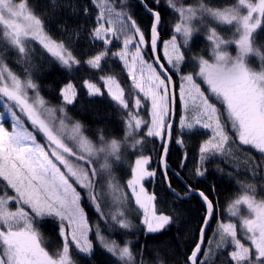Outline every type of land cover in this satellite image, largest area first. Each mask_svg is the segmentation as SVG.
Masks as SVG:
<instances>
[{"label":"snow or ice","instance_id":"1","mask_svg":"<svg viewBox=\"0 0 264 264\" xmlns=\"http://www.w3.org/2000/svg\"><path fill=\"white\" fill-rule=\"evenodd\" d=\"M138 2L150 17L147 31L127 11L126 0H120L118 6L112 0H93L99 11L95 14V23L88 35L90 42L100 41L104 47L85 60L77 58L69 47L71 36H78L79 32H65L67 39L58 41L49 34L44 19L35 13L27 0H0V36L9 48L25 58L30 55V42L35 41L46 55L50 54V58L69 70L82 64L102 70V61L109 55L118 58L127 68L132 85L138 90L133 102L136 111L130 108L124 88L113 76H100L99 80L103 81L108 96L128 110V135L144 128L146 136L141 135L145 139L158 137L161 141H171L175 130L178 133L175 142L182 144L180 136L183 130H193L197 126L211 130V136L199 148V159L193 170L197 177L206 174L207 169L202 162L224 153L225 145L230 140L222 122L225 115L239 145L249 146L264 155V71L252 70L247 62L250 55L259 56L253 41L264 19V0L255 3L253 0H238L237 5L230 7L212 6L204 3V0H199L195 6H185L180 0H166L167 6L179 20L174 26V34L167 41L160 39L163 24L160 0ZM241 9H246V12ZM80 11L86 18L90 16L87 5ZM213 24L234 26L238 38L223 39L217 27L211 26ZM198 25L203 27L199 28ZM200 31L205 33L211 46L210 58L188 55L191 51L189 42ZM176 34L182 35V43L177 42ZM114 42L120 44L117 51L109 47L115 46ZM161 43L164 63L157 55ZM232 43L238 48L235 57L225 50ZM145 48L152 54L149 57L151 62L145 59ZM190 59L195 64V70L186 74L182 65ZM261 59L264 60V57ZM176 76L180 78L178 94L174 83ZM202 85L207 87L202 88ZM83 86L89 96L104 94L101 86L91 79L84 80ZM29 89L34 92L32 98L28 95ZM177 95L185 112H195L194 116H181L178 128L171 122V105L175 103ZM60 97L61 113L65 112L67 105L76 103L77 87L71 80L60 89ZM0 99L16 121L11 131L0 123V182L5 188L4 194L0 195V264H73L72 249L85 257L94 255V244L89 238L93 226L89 223L84 201L93 207L97 215L94 233L101 248L121 264H134L133 253L128 246L130 242L126 241L121 246L115 239H109L102 233L99 223L103 221L110 232L132 227L120 210L125 200L123 194L114 197L116 211L106 213L102 206L104 196L101 182L104 173H107L110 181L115 180L111 176L109 157L116 161L121 159L120 143L112 139L96 149L89 139L77 135L74 139L78 151H74L63 136L64 120L60 119L58 129L46 119L49 108L40 97L39 87L31 73L28 72L22 80L5 63L3 53H0ZM142 108L149 109L150 120L139 116ZM16 109L27 117L32 131L17 127L21 123V116ZM80 127L77 123L73 130L79 133ZM38 135L44 138L45 143L37 141ZM141 142L136 140L135 143ZM161 147L166 157L167 143H162ZM98 153L104 154L105 161L99 168L94 159ZM150 163V156L140 154L131 168V178L127 180L126 187L131 190L135 204L143 210L140 225L146 233H157L172 222V217L162 212L158 214L153 203L155 196L145 191L142 183L145 177L156 174L155 170H149ZM162 164L164 179L177 199L196 193L205 205L199 238L186 261L187 264H208V253L203 248L205 229L215 216L216 203L203 190L195 189L190 184H186L183 190L173 188L166 159L162 158ZM180 166H185L183 161ZM255 171L264 178V163L259 164ZM175 175L179 176V173ZM108 186L113 191L119 190V186L113 187L111 182ZM245 188L253 193L255 191L253 185H246ZM8 190L12 195L8 194ZM10 202H15V210L10 209ZM240 205L246 206L249 213L241 219L242 232L238 233L235 223L218 221L221 240L217 247L231 246L232 250L227 253L228 264H264V199L257 200L254 194L241 195L229 205L232 216L237 215ZM45 218L58 221L62 251L55 255L43 246L35 226Z\"/></svg>","mask_w":264,"mask_h":264},{"label":"trees","instance_id":"2","mask_svg":"<svg viewBox=\"0 0 264 264\" xmlns=\"http://www.w3.org/2000/svg\"><path fill=\"white\" fill-rule=\"evenodd\" d=\"M112 2L117 6L120 4V0H112ZM186 2L189 6H195L199 3V0H186ZM27 3L38 16L44 19L46 30L58 41L67 39L64 35L65 32L70 30L79 32L78 36H71V43L69 44L77 58L85 60L88 56L102 50V45L98 42H90L88 35L95 23V6L92 0H27ZM126 3L127 11L147 31L150 23L148 14L134 0H126ZM204 3L224 7L231 2L229 3V0H204ZM164 4L165 0H160V11L163 21L160 28L161 39L164 38V33L166 35L170 33V28L175 21L173 16L164 8ZM85 5L90 10V16L87 18L80 11ZM73 8H75V11H73ZM258 32L264 39V19H262V25ZM30 47V55L27 58L17 54L12 56L7 50H0V53H3L8 66L11 67L10 69L22 80L28 75V72L31 73L33 81L39 87L40 97L53 110L59 111V106L62 104L59 92L63 85L70 80L76 85L78 92L77 101L74 105L66 106L65 113L71 122L78 123L81 126L83 137L89 139L96 149L103 147L105 141L110 142L112 139L120 143L121 159L116 161L114 158L109 157V163L111 165V176L118 180L122 186L130 178L132 164L140 154L150 156L152 160L160 157L162 144L154 138H143L141 133H145L144 128L128 135L126 131L127 113L109 99L99 82L100 76L111 75L121 84L125 91L128 92L131 89L129 78L117 62L102 61V70H93L84 64L69 70L62 68L54 61V58H50V54L46 55L38 44L30 43ZM145 53L149 58L150 53L147 48H145ZM254 61L257 62L256 60ZM185 64L182 67H185ZM257 64L261 66V63L257 62ZM184 67L182 68L183 70L186 69ZM255 68H257L256 64ZM26 69L28 70L27 72ZM86 79H91L98 86H101L104 94L102 96L89 97L83 87V81ZM144 136L146 135L144 134ZM136 140H141L142 142L136 144ZM195 145L194 139V141L185 142L184 146L188 153L193 154L196 149ZM226 148L230 151L223 155L221 177L211 173H206L203 177H188L183 171L184 167L181 168L180 166L182 155L174 154L172 144L166 158L169 167V180L173 188L183 190L185 187L175 175L178 172L186 184L192 185L195 189L203 190L216 203L215 216L211 220L204 242V251H209L210 253L207 258H211V261H208L209 264H228L227 253L232 248L231 246L217 247L221 240L218 221H225L224 210L232 197L236 195L237 188L242 180L241 177L247 174L252 180L260 178V174L255 169L259 164L264 163V155L262 156L250 148L238 151L232 146H227ZM94 159L97 161V168L105 162L103 153H98ZM233 166L236 167L234 168ZM155 168V179L145 182L144 187L150 194L155 196L153 203L157 213L162 212L171 216L172 222L160 232L146 233L140 225L142 213L132 202L127 201L129 197L125 195L127 200L120 210L124 212V217L130 220L127 221L130 222L132 227L127 230L117 228L115 231L110 232L104 222L99 221L101 231L105 232L110 239H115L121 246L126 241L130 242L128 246L133 253L134 264H141V259L143 264H187L186 257L190 255L195 242L199 238V230L203 225L202 218L205 216V209L195 196L184 200L173 196L167 190L157 164ZM109 182H111L110 178L107 173H104L101 188ZM4 192V184L0 182V195H3ZM8 194L11 195L10 190H8ZM102 206L106 213L112 211V207L107 206L104 200ZM84 207L89 223L94 229L98 222L97 215L87 201H84ZM35 226L42 231L44 238H47L46 241H48L50 250L61 247L56 224L46 220ZM92 241L94 244V255L85 257L72 250L71 259L73 264H121L110 253L103 250L95 239Z\"/></svg>","mask_w":264,"mask_h":264},{"label":"rangeland","instance_id":"3","mask_svg":"<svg viewBox=\"0 0 264 264\" xmlns=\"http://www.w3.org/2000/svg\"><path fill=\"white\" fill-rule=\"evenodd\" d=\"M257 1L258 0H253L254 3L257 2ZM180 2L183 3L185 6H189L188 4H186L187 3L186 0H180ZM92 3H93V0H92ZM229 3H230L229 5L224 6V7H230V6H233V5H237L238 4V0H229ZM93 5H94V3H93ZM164 6H165L164 8H166L167 12H169L173 16L175 21H174L172 27L170 28V33L168 35H166L164 33V38L161 39V41H167V40H169L171 38V36L174 34V26H175L176 23L179 22L177 15L167 6L166 0H165ZM191 6H193V5H191ZM98 11H99V9L95 6V14L98 13ZM241 11L242 12H246V9H241ZM211 26H216L217 27V30H218L219 34L221 35V37L223 39L235 40V39L238 38V34L236 33V30H235L234 26H229V25H219V26H217L215 24H213ZM141 27L143 28L142 25H141ZM197 27L202 28L203 26H199L198 25ZM143 29L145 30V28H143ZM258 30H257V34L254 37L253 43H254V49L259 52V56L250 55L247 58V62H248L249 67L252 70L260 72V71H264V60L261 59V57H264V39H263V36L258 32ZM176 36H177V42L178 43H182V40H183L182 35L181 34H176ZM96 42L101 44L102 45V49H103L104 45L102 44V42H100V41H96ZM30 43H36V42L32 41ZM36 44H38V43H36ZM114 45L115 46L110 45L109 47L112 49V51H117L118 48L120 47V44L118 42H114ZM189 47L191 49V51L188 53V55L190 57L191 56L203 55L204 58H210L211 55H212L211 46L209 45V42L207 41L206 35H205V33L203 31L198 32L193 37V40L189 42ZM0 50H7L9 53L12 54V56L16 55L15 50H13V49H11V48H9L7 46L6 41L4 40V38L2 36H0ZM225 50L232 57H235L238 54V48L236 47V45L234 43L228 45ZM163 52H164L163 44L161 43L160 44V48H159V56L162 58L161 60L164 63L165 60L163 59ZM145 59L149 60V62H151V60L147 57V55H145ZM106 60L117 62L121 66L122 70L125 72L127 77L129 78L131 89L128 92L125 91V98L129 102V105H130V108L132 109V111L135 112L136 109L134 107V103L133 102H134V99L137 97L138 90L132 85V81H131V79H130V77L128 75L127 68L124 67L122 61H120L118 58L112 57L111 55H109V57L106 58ZM254 60H256L257 62L261 63V66H259L257 64V62H255ZM5 63L7 64L8 62L5 60ZM255 64H256L257 68H255ZM8 67L11 68L10 66H8ZM184 68H186V69L183 70V72L186 73V74H190V73H192L195 70V64L190 59V60H188L186 62ZM90 69H92V68H90ZM93 70H97V69H93ZM99 82L103 86V81L99 80ZM174 83H175L177 94H178L179 85H180L179 76L174 77ZM206 87H207L206 85H202V88H206ZM84 89H85V87H84ZM103 89H104V91L107 94V89L105 87H103ZM85 91L87 93L86 89H85ZM59 94H60V92H59ZM28 95H29L30 98H32L34 96L33 90L29 89ZM140 95H142V94H140ZM89 97H96V96H89ZM109 99L112 100L110 97H109ZM61 103H62V100H61ZM116 105L119 106L117 103H116ZM174 105H175L174 106L175 127L178 128L179 120H180L181 116H189V115L194 116L195 112L194 111L185 112L184 105L179 100V96L178 95H177V99H176ZM67 106H70V105H67ZM119 107L121 109H123L122 106H119ZM218 107H221V106L218 105ZM149 108H150V106H149ZM123 110L126 113H128V110H125V109H123ZM16 111H17L18 115L21 116V123L17 127L19 129H21V130L32 131L33 129L31 127V125H30V122H28L27 117L24 116L22 113H20L19 109H16ZM221 111H223L222 107H221ZM0 113H2V115H0V123H3L4 126L9 131H11L13 125L16 124V121L12 118L11 113L6 111V109L3 107V100L2 99H0ZM45 115H46V119L49 122L54 123L55 126L58 129L60 128V119L64 120V128H63L62 131H63V136H64V139H65V142L68 144L69 147H72L74 151H78L77 141L74 139V137L77 136V135H82L83 136L82 131H81V127H80L79 133H76L73 129H74V125L77 124V123L71 122L65 112L61 113L60 111H56V110H53V109L49 108V111ZM139 116L142 119L150 120V111H149V109H144V108L140 109L139 110ZM127 119H128V116H127ZM127 119H126V124H127ZM222 122L225 123L226 131L229 132V136H230L229 142L225 145L224 153L217 154L214 157L206 158L202 162L203 166L207 169L206 173L216 174V175H218L220 177L222 175V173H220V172H222V170H223L222 169V162H223V159H224L223 155L225 153H228V151H230V150H228L226 148L227 146H232V148H235L237 151L240 150V149L244 150V149L250 148L249 146H240L239 145L238 140H236L235 133L231 130L230 123L227 122L226 115L222 117ZM144 131H145L144 134L146 135V129H144ZM194 135H195V137H194ZM177 136H178V133L174 130V132H173V140H172V145L174 147V154L175 155H179V154L182 155L181 160L183 161V163L185 165L183 171L186 173V175L188 177H190V178H196L197 176H195L193 174V170L196 167V164H197L198 159H199V148L202 145V143L211 136V130L203 129V128L199 127V126L194 128L193 130H183V135L180 136V138L183 140L182 144H177L175 142ZM150 138L157 139L159 141V143H161V144L164 143V141H161V139L158 138V137H150ZM194 139H195L196 149L194 150L193 154H190V152L188 153V151L186 150L184 145H185V142L188 143L189 140H193L194 141ZM37 141L39 143H45L44 138L42 136H39V135L37 137ZM252 150H254V149H252ZM254 151H256V150H254ZM161 152H162V150H161ZM185 154L187 156L186 160L184 159ZM260 155H262V154H260ZM70 159H72V158H70ZM159 159H160V157L159 158H155L153 160L151 159V163L148 166L149 170H155V173H156V168L155 167H156V164L159 166ZM134 162H135V160H134ZM134 162H133L132 166L134 165ZM151 165L153 166L152 168H151ZM233 167L235 168L236 166H233ZM61 169H62V171L64 170L62 166H61ZM160 173H161V171H160ZM130 175H131V172H130ZM155 177H156V174L153 177H145L144 181L142 182L143 185L148 180H154ZM130 178H131V176H130ZM241 178H242V180H241V183H239V187L237 188L236 195L232 197L231 201L227 204V206H226V208L224 210V215H225L224 216L225 217V221L224 222L235 223L237 225L238 233L242 232V230L240 228L241 219L243 217L249 215V213H248V210H247L246 206L240 205L237 215L236 216H232L231 213L228 210L229 209V205L235 199H237L238 197H240L241 195H244V194H249V195L254 194L257 200L264 199V178L260 177L258 179L252 180V178L250 179V177L247 174L245 176H242ZM109 183H107L103 188H101V191L103 193V196H104L103 200L106 203V205L109 206V207H112V211L111 212H114V210H116V208H115V206L113 204L114 197L115 196H119L121 194H123V196L125 197L124 202L127 200V197L125 195H128L129 199L127 201L132 202L133 205L139 209V207L135 204L134 197L131 196V190L126 187V183L124 184V186H122L119 183V181L116 180V179L114 181H111V183H113V187H115L116 185L119 186V190L118 191H113V188H109V186H108ZM246 185H253L254 189H255L254 193L250 189H246L245 188ZM235 190H236V188H235ZM145 191L149 195H152V194H150L148 192V190H146V188H145ZM11 195H12V193H11ZM9 207H10L11 210H15V208H16L15 202H10ZM139 211L142 213L143 210L139 209ZM125 218L128 221H130L127 217H125ZM46 220H48V221H50V222H52V223L57 225L56 231L58 233V236L60 237L59 228H58V221L53 220L52 218H45L43 220H40L37 224H39L42 221H46ZM38 231H39L40 238H41L43 246L46 248V250L50 254L55 255V254L59 253L60 251H62V238L61 237L60 238L58 237V239L61 242V244H60L61 247L59 249H51L50 250L49 249V245H48V241H46L47 238L46 237L44 238V235L42 234V231L40 229ZM102 233L106 236L105 232H102ZM106 237H108V236H106ZM89 238L91 240L95 239V241H96L94 229H93L92 232L89 233ZM241 238H243V237L241 236ZM72 250H75V249H72ZM205 252L208 253V256H207V258H208L210 253H209V251H205ZM81 255H83V254H81ZM207 260L210 262L211 258H209Z\"/></svg>","mask_w":264,"mask_h":264},{"label":"water","instance_id":"4","mask_svg":"<svg viewBox=\"0 0 264 264\" xmlns=\"http://www.w3.org/2000/svg\"><path fill=\"white\" fill-rule=\"evenodd\" d=\"M139 6H140V4H139V2H138V0H134ZM141 7V6H140ZM142 8V7H141ZM142 10L144 11V9L142 8ZM145 12V11H144ZM146 13V12H145ZM147 14V13H146ZM161 39V38H160ZM159 48H160V45H159ZM150 53V52H149ZM151 53H150V57H151ZM157 55H159V50H158V52H157ZM161 63H163L162 61H161ZM158 71H159V69H158ZM174 104L173 105H171V122H173L174 123V125H175V116H174ZM172 139H173V136H172ZM172 139H171V141H164V143H167V147H168V154H169V151H170V146H171V144H172ZM168 154H167V156H168ZM167 156L166 157H164V155H163V149H162V152H161V155H160V159H159V168H160V171H161V174H162V176H163V178H164V175H163V164H162V158L163 159H166L167 158ZM168 169H169V167H168ZM177 178H178V180L185 186L186 185V183L181 179V177L180 176H177ZM164 181H165V179H164ZM165 185H166V188H167V190L173 195V196H175L174 194H173V192L169 189V187H168V183L165 181ZM191 196H195V197H197L198 198V200H199V202L202 204V206H203V208L205 209V205H204V203L202 202V200H201V198L198 196V194H196V193H192V194H190V195H188L187 197H185V198H183V199H181V200H184V199H187V198H189V197H191ZM176 197V196H175ZM177 198V197H176ZM210 223H211V221L209 222V224H208V226L206 227V229H205V235H206V233H207V231H208V229H209V227H210ZM203 226V225H202ZM203 248H204V245H203Z\"/></svg>","mask_w":264,"mask_h":264}]
</instances>
